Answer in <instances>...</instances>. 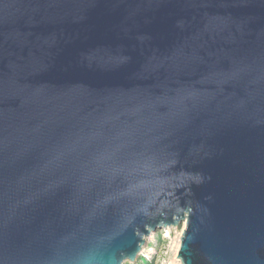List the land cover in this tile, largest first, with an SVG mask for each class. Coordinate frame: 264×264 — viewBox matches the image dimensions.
Wrapping results in <instances>:
<instances>
[{
  "label": "water",
  "instance_id": "water-1",
  "mask_svg": "<svg viewBox=\"0 0 264 264\" xmlns=\"http://www.w3.org/2000/svg\"><path fill=\"white\" fill-rule=\"evenodd\" d=\"M264 264V0H0V264Z\"/></svg>",
  "mask_w": 264,
  "mask_h": 264
},
{
  "label": "rangeland",
  "instance_id": "rangeland-1",
  "mask_svg": "<svg viewBox=\"0 0 264 264\" xmlns=\"http://www.w3.org/2000/svg\"><path fill=\"white\" fill-rule=\"evenodd\" d=\"M185 227L186 225L183 224L180 227H169L152 233L147 239L145 252L139 256L137 264L141 263V259L153 264H181L177 257ZM126 264L136 263L127 261Z\"/></svg>",
  "mask_w": 264,
  "mask_h": 264
},
{
  "label": "trees",
  "instance_id": "trees-1",
  "mask_svg": "<svg viewBox=\"0 0 264 264\" xmlns=\"http://www.w3.org/2000/svg\"><path fill=\"white\" fill-rule=\"evenodd\" d=\"M140 262H141L140 264H153V263L146 261L145 259H141Z\"/></svg>",
  "mask_w": 264,
  "mask_h": 264
},
{
  "label": "bare ground",
  "instance_id": "bare-ground-1",
  "mask_svg": "<svg viewBox=\"0 0 264 264\" xmlns=\"http://www.w3.org/2000/svg\"><path fill=\"white\" fill-rule=\"evenodd\" d=\"M169 235H166V237H168Z\"/></svg>",
  "mask_w": 264,
  "mask_h": 264
}]
</instances>
